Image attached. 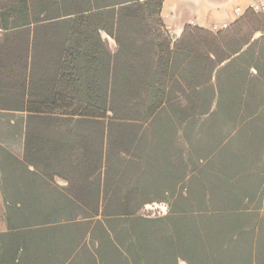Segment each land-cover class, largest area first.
<instances>
[{
  "label": "trees",
  "instance_id": "1",
  "mask_svg": "<svg viewBox=\"0 0 264 264\" xmlns=\"http://www.w3.org/2000/svg\"><path fill=\"white\" fill-rule=\"evenodd\" d=\"M164 1L0 0V264H264V16Z\"/></svg>",
  "mask_w": 264,
  "mask_h": 264
},
{
  "label": "crops",
  "instance_id": "2",
  "mask_svg": "<svg viewBox=\"0 0 264 264\" xmlns=\"http://www.w3.org/2000/svg\"><path fill=\"white\" fill-rule=\"evenodd\" d=\"M256 3L264 4V0H165L162 17L172 35L178 38L187 25L209 30H212L214 24L231 26L252 11V5ZM237 8L241 10L240 14L236 12ZM6 213L0 186V233L8 230Z\"/></svg>",
  "mask_w": 264,
  "mask_h": 264
},
{
  "label": "rangeland",
  "instance_id": "3",
  "mask_svg": "<svg viewBox=\"0 0 264 264\" xmlns=\"http://www.w3.org/2000/svg\"><path fill=\"white\" fill-rule=\"evenodd\" d=\"M106 36V35H105ZM110 42V46L112 47V49H115L116 44L114 42V40L112 38H110L109 36H106ZM11 150L18 155L19 157L23 156V148L22 145H14L10 147ZM58 182L60 184H64V182L62 180L58 179ZM159 212L161 213H165L166 212V207L163 204H152V205H148L145 210L142 211V213L144 214H150V215H155V214H159ZM181 264H186L185 262H181Z\"/></svg>",
  "mask_w": 264,
  "mask_h": 264
},
{
  "label": "built area",
  "instance_id": "4",
  "mask_svg": "<svg viewBox=\"0 0 264 264\" xmlns=\"http://www.w3.org/2000/svg\"><path fill=\"white\" fill-rule=\"evenodd\" d=\"M252 11L257 13V14H261L264 16V4L263 3H256L253 4L251 7ZM240 9L237 8L236 12L238 14H240ZM230 26L228 24H223V25H219V24H214L212 30L214 32L220 31V30H225L228 29Z\"/></svg>",
  "mask_w": 264,
  "mask_h": 264
}]
</instances>
